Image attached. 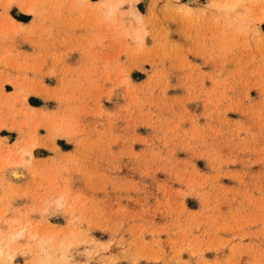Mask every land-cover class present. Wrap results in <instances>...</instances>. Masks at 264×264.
Here are the masks:
<instances>
[{"label": "rangeland", "instance_id": "1", "mask_svg": "<svg viewBox=\"0 0 264 264\" xmlns=\"http://www.w3.org/2000/svg\"><path fill=\"white\" fill-rule=\"evenodd\" d=\"M112 1L0 0V264H264V0Z\"/></svg>", "mask_w": 264, "mask_h": 264}, {"label": "bare ground", "instance_id": "2", "mask_svg": "<svg viewBox=\"0 0 264 264\" xmlns=\"http://www.w3.org/2000/svg\"><path fill=\"white\" fill-rule=\"evenodd\" d=\"M123 1V0H122ZM121 1V2H122ZM117 2H120V0L118 1L117 0ZM117 2H110L109 4H108V10H109V12H112V11H114L115 9L117 10ZM142 13L134 6V5H132L131 6V9H130V19L135 23V25H136V27L137 28H135L134 29V33H135V36L138 38V39H143V29H144V27H143V29H142V27H140L139 25H140V23H141V17H142ZM262 19H264V15H263V17H262ZM142 43V42H141ZM19 145V144H18ZM18 147V146H17ZM7 155H5L4 157H6ZM24 156H27L29 159L31 158V151H29L28 153L26 152V153H23V157ZM1 161L3 162L4 161V159L2 158L1 159ZM2 164V163H1ZM9 165V164H8ZM1 166V165H0ZM2 167V166H1ZM4 173V172H3ZM19 173L18 172H16L15 170L12 172V175L13 176H15V177H17V176H19L18 175ZM20 176H22V175H20ZM22 221V220H21ZM27 221V220H26ZM21 223V222H20ZM33 223V222H32ZM6 224V223H5ZM10 225V224H9ZM25 227V226H24ZM19 229V228H18ZM6 230V229H5ZM14 230V229H13ZM5 232V231H4ZM14 232V231H13ZM34 232V231H33ZM23 233V231H19L18 233H16V234H5V235H2V236H0V256H6L9 260H12L14 257H15V255H16V253H15V249L11 246V243H12V241L16 238V237H18V236H20L21 234ZM37 234V233H36ZM1 235V234H0ZM23 235H24V233H23ZM40 235V234H39ZM25 236V235H24ZM29 238L30 239H33V238H35L36 237V235L35 234H32V233H29ZM39 237V236H38ZM47 238V237H46ZM56 238V237H55ZM37 239V238H36ZM67 239H69V238H67ZM45 241H46V239H45V237H39L37 240H36V245H35V248H36V252H38V253H41V255H42V257L39 259V261H41L42 263H50L51 262V258H50V256L48 255V247L45 245ZM50 241V240H49ZM63 241V240H62ZM33 242V241H32ZM27 243V242H26ZM30 245V244H29ZM28 245V247H30ZM16 246V245H15ZM58 246H59V244H58ZM65 246V245H64ZM63 246V247H64ZM71 246H73V245H71ZM60 248V247H59ZM20 249V248H19ZM29 250V249H28ZM64 250V249H63ZM16 251H17V249H16ZM52 252V251H51ZM56 252V251H55ZM21 253V252H20ZM52 255V254H51ZM54 255H55V253H54ZM59 256H64V252L61 250V249H59ZM28 257V256H27ZM53 258H54V256H53ZM4 260V259H3ZM32 260V259H31ZM53 260V259H52ZM68 261V260H67ZM4 262V261H3ZM32 262V261H31ZM38 264V263H37Z\"/></svg>", "mask_w": 264, "mask_h": 264}, {"label": "crops", "instance_id": "3", "mask_svg": "<svg viewBox=\"0 0 264 264\" xmlns=\"http://www.w3.org/2000/svg\"><path fill=\"white\" fill-rule=\"evenodd\" d=\"M37 107V106H36ZM33 108V107H32ZM38 108V107H37ZM11 132H15V134H16V137H17V132L15 131V130H9V129H1L0 130V137H8V138H6V142L8 143V144H11V143H13L14 142V140L13 141H11L10 140V135L12 134ZM31 155H32V153H31Z\"/></svg>", "mask_w": 264, "mask_h": 264}]
</instances>
